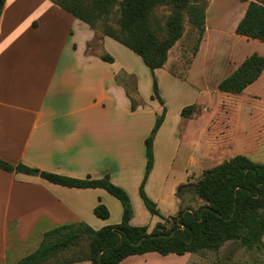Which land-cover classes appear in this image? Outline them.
Masks as SVG:
<instances>
[{
  "label": "crops",
  "instance_id": "obj_1",
  "mask_svg": "<svg viewBox=\"0 0 264 264\" xmlns=\"http://www.w3.org/2000/svg\"><path fill=\"white\" fill-rule=\"evenodd\" d=\"M205 1L203 38L185 80L168 71L172 49L165 66L154 70L161 106L150 100L152 78H147L151 73L133 52L49 0H5L0 9V159L75 179L108 175L128 194L132 206L129 224L145 226L150 232L160 218L150 216L138 189L146 165L144 140L165 107L164 121L153 140V166L144 190L160 213L163 204H170L172 211L164 217L174 216L180 207L197 209L200 203L185 200L193 192L184 190L178 198L177 187L169 195L165 191L181 145L178 127L192 121L182 118L180 112L195 104L203 85L214 79L216 87L254 52L252 47L246 51L244 47L257 45L234 33L247 2ZM223 44L227 45L224 52L219 51ZM209 50L215 53L209 55ZM102 53L110 55L113 62L102 61ZM216 53L225 55L217 57ZM128 55L134 57L136 66ZM224 57L226 61L220 63ZM120 75L134 79L135 90L146 106L130 109L126 88L117 80ZM160 75L165 78L163 84ZM241 94L264 96V71ZM173 95L178 116L169 124L168 100ZM150 103L156 107L152 113L147 107ZM135 161L139 163L136 170ZM194 183L187 179L178 184ZM98 204L108 210L107 219L94 215ZM121 219L120 202L103 189L68 188L0 169V264H14L35 251L43 233L53 228L84 223L99 230L117 225ZM204 254L146 253L127 257L120 264H199Z\"/></svg>",
  "mask_w": 264,
  "mask_h": 264
},
{
  "label": "trees",
  "instance_id": "obj_2",
  "mask_svg": "<svg viewBox=\"0 0 264 264\" xmlns=\"http://www.w3.org/2000/svg\"><path fill=\"white\" fill-rule=\"evenodd\" d=\"M5 0H0L4 3ZM54 5L84 22L100 35L107 36L140 57L152 78L150 100L161 106L155 69L163 68L169 51L182 38L185 24L195 32V43L183 72L173 76L185 80L205 30V0H49ZM247 8L234 33L247 40L264 43V0H242ZM104 62L113 58L100 55ZM264 71V57L248 56L216 89L222 93L241 94ZM130 109L142 104L127 91ZM199 104L184 107L180 115L194 119ZM165 107L156 116L150 134L144 140L146 165L140 183L139 197L152 216L160 213L155 202L145 193L144 185L153 166L152 145L164 121ZM5 172L37 176L50 183L68 188H100L116 198L122 206V219L117 225L94 230L84 223L68 224L43 233L38 247L14 264H120L134 255L157 253L161 256L185 253L218 252L227 242H237L248 251L264 253V164L243 155H235L202 172L194 184L181 186L193 192L202 202L197 209L179 208L174 216L161 217L150 232L145 226L129 224L132 206L128 194L114 185L108 175L100 179L69 178L22 164L12 165L0 159ZM93 213L107 219L108 210L98 204Z\"/></svg>",
  "mask_w": 264,
  "mask_h": 264
},
{
  "label": "rangeland",
  "instance_id": "obj_3",
  "mask_svg": "<svg viewBox=\"0 0 264 264\" xmlns=\"http://www.w3.org/2000/svg\"><path fill=\"white\" fill-rule=\"evenodd\" d=\"M194 43L195 32L185 24L182 38L172 48L171 61L167 64L168 71L171 70L176 74L183 72ZM254 43L257 45L244 47V51L252 47L251 49H254L252 54L257 53L264 56V43L257 41ZM225 46L227 45L223 44L219 51H223ZM214 53L213 50H209V55ZM131 54L137 58L136 55ZM216 54L217 57L225 55ZM133 56L128 55L127 59L136 66ZM137 60L142 64L138 58ZM225 61L224 57L220 63ZM147 79L151 81L150 74ZM164 79L161 75L159 76L160 83L163 84ZM117 80L125 86L126 91L132 97L141 100L142 104L138 107L146 106V102L142 101L143 99L135 90L133 78L120 75ZM210 81L213 82L203 85L202 89L197 91L194 103L199 104V115L195 116L192 121H184L178 127L181 145L176 150V157L168 176L165 187L166 195H169L174 187H177L176 191L179 190L182 186L178 184L180 181L189 179L191 183H194L201 178L204 170L235 155H243L255 163L264 164V96L251 98L248 94L222 93L216 89L215 80ZM168 101L171 108L168 121L172 124L178 116L174 109L175 96L173 95ZM147 107L151 113L156 111L152 103ZM135 162L134 170L139 164ZM193 199L202 204L193 194L185 196L187 202ZM161 211L159 212L160 217L157 216L160 222L161 217L166 218L164 216L172 211V208L166 202L162 205ZM204 253V261L199 264H264V253L248 251L237 242L225 243L218 252Z\"/></svg>",
  "mask_w": 264,
  "mask_h": 264
},
{
  "label": "water",
  "instance_id": "obj_4",
  "mask_svg": "<svg viewBox=\"0 0 264 264\" xmlns=\"http://www.w3.org/2000/svg\"><path fill=\"white\" fill-rule=\"evenodd\" d=\"M1 7H2V2H0V9H1ZM179 190H180V188H179Z\"/></svg>",
  "mask_w": 264,
  "mask_h": 264
}]
</instances>
